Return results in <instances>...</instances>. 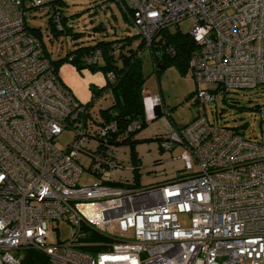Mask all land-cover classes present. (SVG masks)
<instances>
[{"label": "built area", "instance_id": "obj_1", "mask_svg": "<svg viewBox=\"0 0 264 264\" xmlns=\"http://www.w3.org/2000/svg\"><path fill=\"white\" fill-rule=\"evenodd\" d=\"M48 2L0 0V264H20L25 249L46 264H264V105L257 141L203 111L218 93L264 84V0H110L147 46L160 30L194 23L196 115L160 139L163 151L183 149L184 166L141 189L121 184H131L122 173L132 167L110 143L116 127L88 120L29 32L28 12ZM53 24L61 30L56 15ZM65 132L72 139L61 147ZM83 173L95 181L82 185ZM59 223L71 238L48 244Z\"/></svg>", "mask_w": 264, "mask_h": 264}, {"label": "rangeland", "instance_id": "obj_2", "mask_svg": "<svg viewBox=\"0 0 264 264\" xmlns=\"http://www.w3.org/2000/svg\"><path fill=\"white\" fill-rule=\"evenodd\" d=\"M54 3L32 9L28 12L26 23L29 29L38 30L45 55L49 61L64 59L67 54L77 47L95 45L97 42H110L132 37L134 35L128 20L116 5L110 2V7L101 10V0H53ZM57 1V2H56ZM55 6V8H51ZM57 10V11H55ZM60 13L66 20V27L70 28L76 38L63 33L54 35L49 24L53 13ZM193 19L181 21L177 26L167 28V33L174 35H188L193 27ZM139 40L132 42L130 48H136ZM143 83V104L145 117L149 125L136 136L153 139L157 134H167L170 130L189 124L196 115L197 107L193 104L196 85L191 73L179 72L174 66L168 67L162 73H154L150 52L147 47L140 53ZM101 57L97 66H102ZM58 77L69 93L80 104L89 107V121L100 124L103 121L102 111L111 105V96L104 94L91 102V89L101 88L107 82V77L99 69L77 70L68 61H64L58 70ZM158 97L160 104L153 106L151 99ZM89 104V105H88ZM264 105V84L255 89L230 90L216 94L215 100L205 104L203 111L206 119L213 124L224 126L237 131L245 139L257 141L260 137V123L256 110ZM157 117L152 122L151 118ZM157 133V134H155ZM72 139V135L65 132L57 137V145L65 147ZM148 141L134 145L133 151L137 156L138 170L136 187L156 186L175 177L177 171L183 169L184 161L180 159L183 149L172 146L169 152L160 149V143ZM121 158L129 159L130 147L123 145L119 148ZM191 159V157H188ZM131 166L130 163L127 164ZM134 166V165H133ZM132 167V166H131ZM123 177L134 178L131 171H124ZM95 178L83 173L80 183L89 185ZM133 183V180H131ZM186 225V221L181 220ZM56 228L46 238L48 244L63 242L72 236L73 229L67 223L51 225Z\"/></svg>", "mask_w": 264, "mask_h": 264}, {"label": "trees", "instance_id": "obj_3", "mask_svg": "<svg viewBox=\"0 0 264 264\" xmlns=\"http://www.w3.org/2000/svg\"><path fill=\"white\" fill-rule=\"evenodd\" d=\"M107 2H110V0H101L99 6ZM51 3H54V1L49 0L48 4ZM116 7L121 13H123V16L128 20L130 26V13L123 10L121 5L117 4ZM51 8L54 9L55 6H51ZM54 15L58 18L61 30H58L53 24ZM49 24L52 26L51 31L55 36L63 33L73 39L77 37L76 34L72 33L70 28L66 27V20L60 13L54 12ZM29 32L40 41L43 47L39 31L29 29ZM135 40H139L140 43L136 48H130L132 42ZM145 47H147L150 52L153 70L157 75L170 66H174L179 72L185 73L188 70V60L196 48L194 42L189 38V35H180L178 32L174 35H170L167 33V29H163L156 34L150 46H147L139 36L134 34L132 37H123L119 40L97 42L95 45L77 47L75 50L67 54L64 59H59L54 62L50 61L57 76L59 67L64 61H68L77 70L88 69L90 71H96L99 69L106 77L108 74L113 75V80L109 81L107 78V82L103 87L91 89L92 95L89 104L91 105L93 101L104 94H109L111 96V105L108 109L102 111L103 121L100 125L106 124L116 127L117 131L112 135V141L110 143L118 148V152L120 146L129 145L130 147L129 163L132 166L134 178H132L133 183L129 185L121 183L126 187H136L137 185V176L135 172L138 170L137 168L139 166L136 162L138 160L137 156L133 151L134 145L151 140L159 142V139H161L158 137L153 139L136 138L138 132L143 131L146 127L142 96L145 78L142 73V62L140 59L141 50ZM169 47L174 51L173 56L165 53L166 48ZM96 51L99 52L98 58L101 57L102 59L103 64L100 67L97 66L98 58L94 63H87L86 60L87 57L93 55ZM45 56L47 57V55ZM134 123L139 124L141 130L137 132H127L126 129L128 125ZM117 183L119 185L120 181ZM21 255L22 258L20 264H46L45 255L36 250L25 249L22 250Z\"/></svg>", "mask_w": 264, "mask_h": 264}, {"label": "crops", "instance_id": "obj_4", "mask_svg": "<svg viewBox=\"0 0 264 264\" xmlns=\"http://www.w3.org/2000/svg\"><path fill=\"white\" fill-rule=\"evenodd\" d=\"M156 118H157V117H153V118H151L150 121L152 122V121H153L154 119H156ZM145 122H146V126L149 125V123H148L146 117H145ZM175 129H176V128H175ZM170 131H171V130H170ZM170 131H169V132H170ZM155 134H157V133H155ZM165 136H166V134H162V135H161V134H157L155 137L163 138V137H165ZM136 138H138V139H145V137H138V136H136ZM122 159H124L125 161L128 160L127 157H126V158H122ZM122 174H123V173H122Z\"/></svg>", "mask_w": 264, "mask_h": 264}]
</instances>
